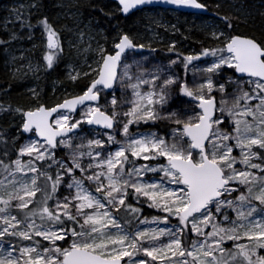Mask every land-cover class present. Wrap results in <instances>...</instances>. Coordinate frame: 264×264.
<instances>
[{"label":"snow or ice","instance_id":"6c2138e0","mask_svg":"<svg viewBox=\"0 0 264 264\" xmlns=\"http://www.w3.org/2000/svg\"><path fill=\"white\" fill-rule=\"evenodd\" d=\"M118 2L124 14L157 2L204 7L199 0ZM39 23L46 37L43 59L52 68L62 51L59 37L47 18ZM220 35L213 33L217 38ZM114 47L115 54H104L101 50L102 62L93 70L96 79L82 95L65 99L51 109L41 105L23 112V131H34L39 139H30L22 145L11 164L0 160V177H3L0 179V264H122L125 258L127 264H264V255L259 251L264 249V210H258L253 203L264 205V175L252 171L264 173V157L253 151L254 147L264 149V44L252 38L232 36L226 38L221 48L205 49L202 56L217 58L201 70L207 75L193 87L179 83L174 76L161 83L159 71L133 73L131 66L123 65V72H118L123 54L136 46L124 35ZM200 58L186 56L185 69ZM223 68L233 69L241 78L218 83L213 77ZM244 76L248 79L244 80ZM78 77L79 73L71 79ZM118 81L122 84L127 81L126 86L132 90L131 107L123 113L126 122L120 132L124 141L104 132L97 135L106 136V141L92 138L73 148L72 140L83 123L115 130L118 100L113 96L111 114L96 102L102 90L112 89ZM177 84L180 95L195 102L193 114L187 119L181 113L165 109L170 89ZM229 84H235L238 93L231 106L224 98ZM144 86L147 91L143 90ZM214 91L222 94L219 104ZM80 107H84L81 119L73 120L71 114ZM162 109L167 111L166 115ZM225 117L234 126L231 133L222 130ZM159 120H169L178 126L173 129L172 142L155 133L130 132L133 124ZM108 145L119 146L105 154L103 150ZM59 146L70 150L69 163L56 159L54 150ZM234 148L240 150L238 157L233 155ZM25 156L26 161L22 159ZM85 157L89 160L87 165L82 163ZM160 158L167 163L136 164L137 160ZM53 165L57 167L55 175L49 172ZM77 171L80 177L75 175ZM149 172L157 174L159 179H146ZM66 176L71 177L67 183L69 195L57 199ZM85 180L96 185L95 191L102 199L90 191ZM241 185L246 191L229 199ZM129 196L138 202L144 198L148 207L165 213L163 218H153L154 223L167 224L170 217H175L179 224L171 229L129 230L113 215V210H123L138 216L140 209L128 203ZM53 200L55 203L50 205L49 201ZM13 208L20 214H13ZM225 209H232L236 219L231 220ZM77 224L79 231L74 226ZM189 234L196 239L186 245ZM7 237L29 244L13 245ZM163 237H168L166 243L162 242ZM68 240L71 241L68 247L58 244ZM241 240L247 243H240ZM42 241H47L48 246H43ZM226 241L235 242L233 250L225 249ZM5 242L9 244L6 249ZM141 253L149 260H136Z\"/></svg>","mask_w":264,"mask_h":264},{"label":"rangeland","instance_id":"374dc122","mask_svg":"<svg viewBox=\"0 0 264 264\" xmlns=\"http://www.w3.org/2000/svg\"><path fill=\"white\" fill-rule=\"evenodd\" d=\"M102 5L107 3V6L102 7L103 14L108 15L113 10L121 13V7L114 0H99ZM109 1H112L110 3ZM213 5L207 4L202 0H199L206 8V14L187 12L185 15L178 14L174 11H168L166 13L168 18H164L158 11H149L147 16H151L138 37L135 31L126 33L121 30L118 31L115 28L112 30L113 34L110 37L106 36V33L98 26L96 20H92L91 17H83L79 9V0H72L71 4L64 2V0H56L54 2V8L49 10L48 14H44L41 11V0H10L3 3L0 6V72L2 77L10 79L20 83V95L13 96L6 92L0 95V135H3L4 131L8 132L7 138L11 137L13 142L18 141V151L20 147L29 142L33 132L24 133V136L20 134L22 125L24 122L23 112L34 110L41 105L46 107L58 103L63 98L79 93L84 90L96 76V72L93 71L101 63V50L104 54L112 53L114 51V45L124 34L133 40V43L137 46H142L141 49L127 50L122 57L121 67L118 72H123V65L131 66L133 73L143 71L146 73H156L159 71L161 75L160 82L168 76H174L179 83H187L189 87H193L203 82L207 74L202 73V69L211 64L217 57L202 56L205 49H218L217 45H221L226 42V38H230L233 34L229 32V24H231V17L234 19L241 17V14L247 8V2L245 0H216ZM257 2V1H255ZM264 8V0L258 2ZM108 7V8H107ZM145 6L143 8H146ZM141 8V9H143ZM262 8V9H263ZM171 10V9H170ZM174 10V9H173ZM264 12V9L262 10ZM223 12L226 13L222 14ZM151 13V15H149ZM24 15V16H23ZM26 15V16H25ZM19 17V18H18ZM47 18L48 23L55 30L59 37V44L62 51L58 53L56 61L52 68H48L43 57L47 51L46 49V37L42 25L39 23L42 19ZM151 19V20H150ZM230 19V20H229ZM182 23L188 28H181L179 24ZM21 25L29 27L28 32L30 38L16 37L18 29ZM39 26V27H34ZM196 27L200 30L199 42L194 45L189 39L188 32L192 27ZM260 28V27H259ZM264 31V24L261 27ZM213 33L222 34L219 38L214 37ZM252 37V36H250ZM162 51H158L157 49ZM186 56H201L200 59L193 60L188 68L185 69L184 58ZM175 61L176 63H172ZM55 70V76L50 86H45L47 83L46 75ZM79 73V77L76 80H72L71 76ZM218 83H225L229 80H239L241 76H238L233 69L223 68L213 77ZM247 80L248 77H243ZM127 81L123 84L119 81L114 85L113 89L106 92L102 90V94L98 100L99 106L108 114L113 112V106L111 100L113 96L118 100V104L115 111L119 114L117 117V124L115 130H107L97 128L95 126H87L86 123L81 125V128L77 130L75 138L72 140L73 148L81 143L86 144L89 139L101 138L106 141V136H98V133L111 132L115 135L118 141L123 142L124 137L120 134L123 122H126V118L123 113L128 111L131 107L129 101L132 99V90L128 88ZM247 90V85H244ZM236 85L229 84L228 91L225 95V99L228 100L229 106L233 102L236 93ZM144 91H147V86H144ZM171 96L168 104L165 105L167 111H175L181 113L183 118L187 119L188 116L193 114L192 109L195 105L194 101H190L188 97L181 96L179 86L173 85L170 89ZM213 95L219 104L222 94L219 91H214ZM251 103L255 104V101ZM17 109L21 111H17ZM84 111V107L79 108L76 112L72 113L73 120L81 119V112ZM162 114H167L164 109L161 110ZM198 111V109H197ZM56 115V114H54ZM220 115L219 112L216 113ZM250 119V118H249ZM226 123L222 126V130L229 133L232 132L233 124L225 117ZM178 127L169 120H159L156 122H148L133 124L130 126V132L133 134H147L155 133L160 137H163L169 142L174 139L173 129ZM1 139V138H0ZM230 143H234L230 142ZM119 145H108L103 151L105 154L108 151H114ZM56 150H61L59 155ZM87 151V149H83ZM98 151H100L98 149ZM257 154L264 157V149L257 147L253 148ZM55 157L58 161L69 163L70 150L63 146L57 147L55 150ZM240 150L234 148L233 155L239 156ZM17 156L14 158V160ZM23 160L27 159V156L22 157ZM254 162L260 163L261 160H255ZM47 163H51L48 161ZM82 163L87 165L89 160L87 157L83 158ZM167 161L164 158L157 160H137V165L150 164L157 166L160 164H166ZM7 164V163H6ZM44 166H47L46 164ZM131 167V165H127ZM237 167H242L237 165ZM57 171L56 165H53L49 172L55 175ZM94 171V170H93ZM257 175H264L257 170H252ZM89 175L91 172L88 173ZM19 175V174H18ZM77 177H80L79 171L75 173ZM3 177H0L2 179ZM146 179H159V176L155 173H146ZM71 177H65L64 183L58 190L57 199H63L64 196L69 195V189L67 183ZM86 186L102 199L100 193H96V185L89 183L85 180ZM169 187H175V185H169ZM244 186H239V190L232 193L229 199H234L239 196L241 192H245ZM55 201H49V204H54ZM128 203L133 207L140 209L138 216H133L125 211L121 210L117 212L113 210L118 221L125 225L129 230L135 229H151V228H175L179 221L175 217H170L167 224L163 222L154 223L153 218H163L165 213L150 208L144 198L138 202L132 196H129ZM258 210H264V205H260L259 202L254 201ZM15 204V201L13 202ZM33 207V205H30ZM13 214L19 215L18 210L13 208ZM226 214L231 220L236 219V213L232 209H225ZM260 212L258 211L257 215ZM140 221H147V223H140ZM222 223H226L221 221ZM82 224L83 221L81 220ZM77 231L80 230L79 224L75 225ZM210 229H206L208 231ZM115 232V229H112ZM40 239V238H37ZM192 239L196 237L191 234L185 240V244L191 243ZM7 241L13 245H27L29 241L17 240L13 237H7ZM168 237H163L162 242H167ZM67 245V247L70 244ZM234 241H226L224 244L225 249L233 250ZM240 243H247L246 240H241ZM43 246H48L47 241H42ZM59 244V242H58ZM147 246V245H145ZM3 247L6 249L9 247L7 242ZM261 255H264V249L259 250ZM127 259L122 261V264H127ZM136 260L144 259L149 260L148 257L143 256L141 253L135 257ZM159 264V262H154Z\"/></svg>","mask_w":264,"mask_h":264},{"label":"trees","instance_id":"16d2710c","mask_svg":"<svg viewBox=\"0 0 264 264\" xmlns=\"http://www.w3.org/2000/svg\"><path fill=\"white\" fill-rule=\"evenodd\" d=\"M10 0H0V6H2L3 3H6ZM72 0H64V2H67L71 4ZM203 2L207 4H215L216 0H202ZM247 2V8L244 10V12L241 14V17L234 19L231 17V27L229 29L230 34H241L245 36H252L255 38L259 43L264 44V31H262L261 27L264 24V12L262 11L264 8L262 5H260L258 2H261V0H245ZM257 1V2H255ZM54 2L56 0H41V11L44 12V14H48L49 10L54 8ZM113 4L112 1H109ZM73 4V3H72ZM107 3L104 5L101 4L99 0H79V9L81 12V15L83 17H91L92 20H96L98 23V26L106 33L107 37H110L113 32L112 30L115 28L118 31H125L126 33H130L135 31V34L140 37V33L143 32L144 27L147 25V22L149 20V16H147V12L149 11H158L164 18H168L166 13L168 11H174L177 13L178 17L180 18L181 15H185L187 12L185 11H178L173 10L169 8H162V7H146L143 9L135 10L127 15H122L121 13L117 12L115 10V6L113 10H109L111 12L108 15H105L102 12L101 8L106 7ZM108 8V7H107ZM263 8V9H262ZM189 13V12H188ZM222 14H225V17H227L226 13L223 12ZM151 15V13L149 14ZM24 16V15H23ZM26 16V15H25ZM151 20V19H150ZM39 27V26H34ZM179 27L182 29L188 28V26L180 23ZM192 27V26H191ZM260 27V28H259ZM29 27L25 25H21L20 29H18L16 33V37L20 38H30V33L28 32ZM188 37L190 41L194 45L199 42V35L200 30L196 27H192L191 30L188 32ZM1 37V32H0ZM0 43H2L0 38ZM198 45V44H197ZM224 42L221 45H217L218 48L223 47ZM158 51H162L161 49H157ZM163 52V51H162ZM58 61H55L57 63ZM54 63V64H55ZM55 76V70H52L46 75L47 83L44 84L45 86H50V84L53 82V78ZM20 83L14 80L10 79H4L0 72V95L3 92H6L9 95L13 96H19L20 95ZM22 137L24 136V133L20 132ZM8 132L4 131L3 135H0V160H3L4 163L11 164V161L14 160V158L17 156L16 149L18 148V141L13 142L11 137H8ZM59 155H61V150H56ZM69 226L71 225V222H69ZM75 226V225H74ZM60 245L63 247H67L68 241H58ZM157 264V263H154Z\"/></svg>","mask_w":264,"mask_h":264},{"label":"water","instance_id":"95a60500","mask_svg":"<svg viewBox=\"0 0 264 264\" xmlns=\"http://www.w3.org/2000/svg\"><path fill=\"white\" fill-rule=\"evenodd\" d=\"M114 1H117V3L119 4V2H118V0H114ZM200 3V2H199ZM202 4V3H201ZM120 5V4H119ZM203 5V4H202ZM145 6H157V7H164V8H170V9H177V10H180V11H185V12H192V13H194V12H198V13H202V14H205L206 12H207V8L204 6L202 9H196V8H191V7H184V6H177V5H171V4H167V3H162V2H157V3H153V4H150V5H144V6H140V7H138L137 9H133V10H131L129 13H131V12H133V11H135V10H138V9H141L142 7H145ZM121 7V6H120ZM122 12V11H121ZM128 13V14H129ZM122 14L124 15V13L122 12ZM122 36H124V34L122 35ZM121 36V37H122ZM232 36H240V37H242V38H252V39H255V38H253V37H250V36H245V35H241V34H234V35H232ZM231 36V37H232ZM120 37V38H121ZM120 40V39H119ZM119 40H118V42H119ZM256 40V39H255ZM257 41V40H256ZM117 42V43H118ZM133 42V41H132ZM258 42V41H257ZM259 43V42H258ZM134 44V43H133ZM135 45V44H134ZM136 47H134V48H132V49H137V50H139V49H141L142 47H140V46H137V45H135ZM115 48V47H114ZM128 50H130V49H128ZM115 51H116V49L112 52V53H108V54H115ZM127 51V50H126ZM238 76H241V74H238V73H236ZM244 77H246V76H244ZM94 79H96V76L93 78V80ZM93 80H91V82H90V84L92 83V81ZM89 84V85H90ZM88 87V86H87ZM87 87L84 89V90H82L81 92H79V93H76V94H73V95H71V96H68V97H66V98H63L61 101H59L58 103H55V104H53V105H51V106H48V107H46V106H44L45 108H48V109H51V108H53V107H55L56 105H58V104H60V103H63L64 102V100L65 99H69V98H73V97H76V96H79V95H82L83 94V92L87 89ZM111 89H106V91H110ZM97 103V102H96ZM35 110V109H34ZM25 112H27V111H25ZM24 119H25V117H24ZM24 123V122H23ZM91 126H93V125H91ZM95 127H97V128H99L98 126H95ZM22 130V132H24L23 131V129H21ZM24 133H27V132H24ZM35 133V132H34ZM36 135V134H35ZM39 138V137H38Z\"/></svg>","mask_w":264,"mask_h":264},{"label":"built area","instance_id":"2783aa9c","mask_svg":"<svg viewBox=\"0 0 264 264\" xmlns=\"http://www.w3.org/2000/svg\"><path fill=\"white\" fill-rule=\"evenodd\" d=\"M32 140H38V139H36V138H33ZM27 159H28V158H27ZM27 159H26V160H27ZM26 160H25V161H26Z\"/></svg>","mask_w":264,"mask_h":264}]
</instances>
